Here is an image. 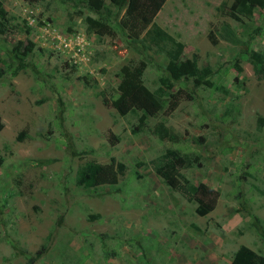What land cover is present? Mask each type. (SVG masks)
I'll use <instances>...</instances> for the list:
<instances>
[{
  "label": "rangeland",
  "instance_id": "obj_1",
  "mask_svg": "<svg viewBox=\"0 0 264 264\" xmlns=\"http://www.w3.org/2000/svg\"><path fill=\"white\" fill-rule=\"evenodd\" d=\"M1 2L0 264H231L241 247L264 258L253 227L257 218L264 228V78L218 34L227 23L264 54V7L229 16L233 0H167L154 23L184 45L183 60L211 69L214 85L190 78L167 89L165 54L131 39L124 9L108 0L113 37L88 30L98 15L86 0ZM141 62L163 106L142 123L139 110L121 116L112 105L121 68ZM160 123L171 138L155 134ZM168 149L188 157L189 187L219 192L208 215L151 168ZM85 163L101 167L91 189L75 183Z\"/></svg>",
  "mask_w": 264,
  "mask_h": 264
},
{
  "label": "trees",
  "instance_id": "obj_2",
  "mask_svg": "<svg viewBox=\"0 0 264 264\" xmlns=\"http://www.w3.org/2000/svg\"><path fill=\"white\" fill-rule=\"evenodd\" d=\"M115 9H124L119 20L121 28L135 42H140L147 48H156L163 51L167 58L164 67L165 77L161 78V85L171 89L172 85L168 81L178 82L190 78L199 79L204 85L213 87L209 81L211 69L209 67L199 68L197 57L193 55L191 59H182L184 45L170 36L154 23V18L167 0H108ZM87 8L98 15V18L87 17L85 23L89 31L99 36L113 37L114 33L106 20L105 14H109V8L105 0H86ZM264 7V0H233L228 13L242 14L251 17L256 9ZM0 14H3L2 2L0 0ZM219 37L234 45H240L243 53L252 67L253 74L257 80L264 78V54L251 49L248 44H244L237 37L235 32L227 23H223L219 30ZM212 43L215 41L210 35ZM30 50V48H26ZM145 69L143 62L136 66L125 65L120 70V82L118 84V97L112 105L119 115L124 116L129 112L139 110L142 115L140 122L147 116H155L162 109L161 101L150 92L142 82V75ZM240 73V69H237ZM177 100L175 99V106ZM256 123L264 127V117L259 116ZM1 129V126H0ZM155 134L160 139L171 138L167 128L162 123L156 126ZM23 134L17 138L21 141ZM2 157L0 156V164ZM150 166L155 174L162 179L171 189L182 195L188 202H195V213L199 217H204L211 213L217 204L219 192L205 183H199L195 187H189V181L181 174V170L191 166L187 156L180 154L177 150L168 149L165 153L155 157L150 161ZM140 166V164H138ZM123 164L117 165V171L122 173ZM101 167L96 163H85L77 168L75 183L84 189L94 188L100 180ZM136 178H140L135 173ZM259 220L254 218L253 227L257 236L264 241V228L259 224ZM231 264H264V258L259 257L246 247H241L236 252Z\"/></svg>",
  "mask_w": 264,
  "mask_h": 264
}]
</instances>
